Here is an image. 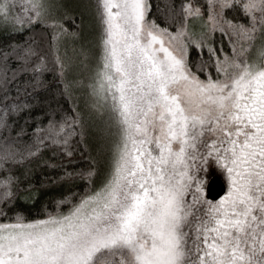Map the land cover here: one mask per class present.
Wrapping results in <instances>:
<instances>
[{
	"label": "snow or ice",
	"instance_id": "1",
	"mask_svg": "<svg viewBox=\"0 0 264 264\" xmlns=\"http://www.w3.org/2000/svg\"><path fill=\"white\" fill-rule=\"evenodd\" d=\"M88 7L95 62L73 45L88 76L69 81L83 18L58 0H0V26L26 33L0 46V264H264V0H163V24L150 0ZM53 70L69 99L87 88L86 110L32 115ZM91 110L103 119L94 153ZM74 142L89 151L79 168ZM42 168L54 174L25 184ZM64 185L52 208L5 211L21 191Z\"/></svg>",
	"mask_w": 264,
	"mask_h": 264
},
{
	"label": "trees",
	"instance_id": "2",
	"mask_svg": "<svg viewBox=\"0 0 264 264\" xmlns=\"http://www.w3.org/2000/svg\"><path fill=\"white\" fill-rule=\"evenodd\" d=\"M59 3L63 4L66 8H68L71 12H74L76 14V20L77 23L81 22V17L83 18L82 26L77 29L80 33V38L76 40L70 39L68 41V49H69V55L75 56L76 62L73 63V65L70 67V69L66 73V77L69 81L74 80H80L83 78L85 81L87 80L88 76V70L85 69L80 63V58L78 54L73 53L72 46L76 45L79 46L83 44L85 47L91 48L93 51V46L95 44V30H97L96 23L94 20V14L92 10L88 7V5L91 4L92 0H58ZM163 0H150V3L152 5V13L156 16L157 22L163 24L164 18L157 12V5L159 3H162ZM178 2V0H177ZM66 24L69 28L74 27L72 19H67ZM95 29V30H94ZM35 31L37 33V36L40 40V45L43 46L45 42V36H44V30L41 29L40 25L35 26ZM26 33L21 34H10L8 33L2 26H0V46L9 43L12 40H15L19 42L21 39L24 38V35ZM87 42V43H85ZM45 50H47L45 48ZM95 50V48H94ZM97 52L96 50L93 52V56L89 58L88 63L92 64L95 62L94 54ZM18 61L15 59L10 58V64L11 67H15ZM21 82V86H23V81L25 79H31L29 74H21V76L18 78ZM59 77L55 75L54 70L53 71H47L43 74V80L42 84L45 85L41 89L37 90L35 93V96L39 98L40 103L37 104L32 109V115H36L37 113L46 112V110L50 107L56 111V118L59 119L61 114V109L71 112L72 105H78L81 110H86L85 106L87 104H90V98L87 94V88L86 87H74L72 91V97L69 99L67 96H65L62 92V89L64 85L62 83H59ZM15 83V82H14ZM34 87V86H33ZM13 95H15V91L13 89ZM31 99V98H30ZM92 116L88 119V132L89 135L85 141L86 144H88L89 148L93 150V153L95 149L98 146V135H99V129L103 126V119L101 114L97 110H91ZM27 113H21L20 119H23V117ZM47 115L44 116V122L47 121ZM19 127V120L17 121V128ZM32 127H34V123H30L28 125V129L30 130ZM16 131V128L13 129V132ZM2 135H7V133H2ZM27 139V136L24 137ZM79 137L74 138L75 140H78ZM73 148L76 149L73 155V160L75 161L74 164H71L69 166L79 168L81 166L86 165L89 163L86 161L83 157H86L89 155V151L84 150L83 145L77 146L76 143H73ZM46 156H51V152H46ZM53 159H58V157H52ZM24 169L23 167H17L15 168V172L23 173ZM59 170H57L58 172ZM54 173L49 171L47 168L37 169L35 173L30 178V181H25L26 183L32 182L37 185L41 182L42 176H51ZM76 186L80 188L81 191H83V182L77 181L75 182ZM64 186H58V187H47L44 189H41V194L39 198L35 200H25L23 197L25 196V192L21 191L12 206H8L5 211L10 215L11 213L15 211H20L23 214L31 217L38 211H43L44 205L47 204L48 208H52L53 205L50 201L47 200V197H49L54 192H60L62 191ZM75 190V189H73ZM0 207H4L3 205H0ZM63 207H67V205H63ZM5 217L0 216V219H4Z\"/></svg>",
	"mask_w": 264,
	"mask_h": 264
},
{
	"label": "water",
	"instance_id": "3",
	"mask_svg": "<svg viewBox=\"0 0 264 264\" xmlns=\"http://www.w3.org/2000/svg\"><path fill=\"white\" fill-rule=\"evenodd\" d=\"M221 185H222V178L220 177L211 178V187L213 194L221 187Z\"/></svg>",
	"mask_w": 264,
	"mask_h": 264
},
{
	"label": "rangeland",
	"instance_id": "4",
	"mask_svg": "<svg viewBox=\"0 0 264 264\" xmlns=\"http://www.w3.org/2000/svg\"><path fill=\"white\" fill-rule=\"evenodd\" d=\"M95 30V29H94ZM97 32V30H95V33ZM96 50V49H95ZM94 48H93V52L95 51ZM97 51V50H96ZM94 54H97V52H95Z\"/></svg>",
	"mask_w": 264,
	"mask_h": 264
}]
</instances>
